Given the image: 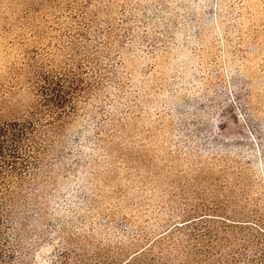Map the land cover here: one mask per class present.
I'll use <instances>...</instances> for the list:
<instances>
[{"label": "rangeland", "instance_id": "1", "mask_svg": "<svg viewBox=\"0 0 264 264\" xmlns=\"http://www.w3.org/2000/svg\"><path fill=\"white\" fill-rule=\"evenodd\" d=\"M32 115L0 264H233L264 223V0H0V122Z\"/></svg>", "mask_w": 264, "mask_h": 264}, {"label": "trees", "instance_id": "2", "mask_svg": "<svg viewBox=\"0 0 264 264\" xmlns=\"http://www.w3.org/2000/svg\"><path fill=\"white\" fill-rule=\"evenodd\" d=\"M44 81V85L40 87L42 106L47 107L46 111L49 112L48 116L52 120L48 121L50 123L47 126L53 130L59 129L61 121L76 109L75 99L78 89L74 87L75 83L69 77L48 78ZM32 117L0 122V210L2 208L1 196L5 191H8L7 184L10 179L13 177L22 178L33 167L36 168L40 164V155L43 153V148L37 142L40 119L35 118L34 115ZM81 137L84 140L87 138L85 134H82ZM194 222L197 221L185 225ZM238 225L253 229L255 238L244 243L243 250L247 253H240L233 260V264H257L255 260L257 256L263 257L264 262V223L257 221L245 224V221H239ZM21 226L22 223L18 227ZM249 226L254 228H249ZM19 242L21 244L24 242L22 236H20Z\"/></svg>", "mask_w": 264, "mask_h": 264}]
</instances>
